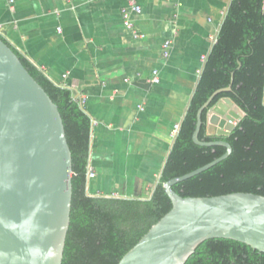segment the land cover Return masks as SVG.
Instances as JSON below:
<instances>
[{
    "label": "crops",
    "instance_id": "0c3cea01",
    "mask_svg": "<svg viewBox=\"0 0 264 264\" xmlns=\"http://www.w3.org/2000/svg\"><path fill=\"white\" fill-rule=\"evenodd\" d=\"M138 2L134 37L122 22L127 0H0L7 42L84 97L89 196L151 195L231 0Z\"/></svg>",
    "mask_w": 264,
    "mask_h": 264
},
{
    "label": "trees",
    "instance_id": "16d2710c",
    "mask_svg": "<svg viewBox=\"0 0 264 264\" xmlns=\"http://www.w3.org/2000/svg\"><path fill=\"white\" fill-rule=\"evenodd\" d=\"M0 39L16 53L58 106L64 125L72 158V202L61 264H117L171 209L164 184L226 152L224 146H201L193 141L197 111L217 89L231 87L217 94L212 103L228 97L244 116L227 135H211L207 132L204 109L198 138L224 140L230 144L231 153L214 166L173 184L172 189L182 197H212L233 192L264 196L263 0H231L159 181L147 198L86 193L92 120L81 104V96L49 80L1 33ZM184 264H264V253L239 241L212 238L199 243Z\"/></svg>",
    "mask_w": 264,
    "mask_h": 264
},
{
    "label": "water",
    "instance_id": "95a60500",
    "mask_svg": "<svg viewBox=\"0 0 264 264\" xmlns=\"http://www.w3.org/2000/svg\"><path fill=\"white\" fill-rule=\"evenodd\" d=\"M264 12V0H263ZM199 107L193 141L221 145L213 161L164 184L171 209L117 264H184L204 240L226 238L264 253V196L233 192L182 197L172 185L224 160L231 146L202 141L206 109L211 135L225 136L244 112L230 98L214 97ZM72 158L58 106L0 39V264H61L70 222Z\"/></svg>",
    "mask_w": 264,
    "mask_h": 264
},
{
    "label": "built area",
    "instance_id": "2783aa9c",
    "mask_svg": "<svg viewBox=\"0 0 264 264\" xmlns=\"http://www.w3.org/2000/svg\"><path fill=\"white\" fill-rule=\"evenodd\" d=\"M142 11L141 5L139 4L138 0H127V4L125 6L122 7L121 9V15H122V22L123 25L128 28L129 30H131L132 34L134 35V37H138L141 36L140 33L137 32V30L134 27V23L132 21V17L133 15H138L140 14ZM0 33H1V25H0ZM169 46V42H165L163 45L164 48V53L166 52L167 48ZM206 57H202V61L205 62ZM201 73V70L199 71V74ZM152 81L154 83H158L159 82V76H158V71L153 70V77H152ZM81 104L84 105V97L81 96ZM180 125H175L174 126V134H177L178 130H179ZM176 136V135H175ZM95 175L94 170L92 169V167H90L89 165H87V170H86V180H89L91 178H93Z\"/></svg>",
    "mask_w": 264,
    "mask_h": 264
}]
</instances>
